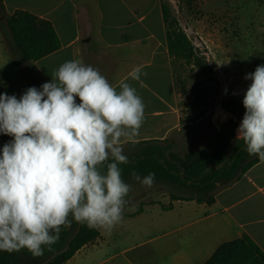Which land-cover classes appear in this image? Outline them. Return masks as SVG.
I'll list each match as a JSON object with an SVG mask.
<instances>
[{"label":"clouds","instance_id":"obj_1","mask_svg":"<svg viewBox=\"0 0 264 264\" xmlns=\"http://www.w3.org/2000/svg\"><path fill=\"white\" fill-rule=\"evenodd\" d=\"M141 75L137 67L129 78ZM244 79L250 84L236 140L264 161V64ZM118 88L73 59L39 89L0 94V134L12 138L0 148V251L41 257L73 221L107 234L123 222L131 191L124 144L136 142L146 106L132 84ZM132 176L145 187L156 181L154 172Z\"/></svg>","mask_w":264,"mask_h":264},{"label":"crops","instance_id":"obj_2","mask_svg":"<svg viewBox=\"0 0 264 264\" xmlns=\"http://www.w3.org/2000/svg\"><path fill=\"white\" fill-rule=\"evenodd\" d=\"M47 2L3 0V5L6 17L26 11L50 22L59 38L60 50L37 62L23 63L13 48L11 52L6 47L0 31V63L16 60L17 54L22 74L25 68L29 69L42 84L49 82L54 70L65 61L81 59L100 73L107 69L106 64H113V69L106 71L108 81L117 90L121 81L132 84L146 106L145 121L136 142L125 143L124 149L136 148L131 145L136 143L168 141L185 126L181 125L179 94L163 23L161 36L139 35L141 31L133 23L118 25L117 34H112L105 25L102 8L107 1L96 0L100 22L97 41L93 42L88 35L89 26L80 21L77 0H62L54 10H45ZM154 2L162 21L159 1ZM138 22L142 26L143 18ZM95 44L99 48L97 54L91 50ZM144 48L149 50L146 55ZM137 67L146 75L133 81L129 73ZM131 191L126 198L123 222L111 234L97 229L98 237L64 264H205L219 246L243 237H248L264 254V161L251 167L238 181L217 190L211 204L173 201V194L167 190L153 199L142 188L135 190V196H131Z\"/></svg>","mask_w":264,"mask_h":264},{"label":"rangeland","instance_id":"obj_3","mask_svg":"<svg viewBox=\"0 0 264 264\" xmlns=\"http://www.w3.org/2000/svg\"><path fill=\"white\" fill-rule=\"evenodd\" d=\"M77 1L80 21L83 25L89 26L88 35L96 42L100 22L96 0ZM106 1L107 3L102 4L105 25L112 34H117L120 25L133 23L137 30L141 31L139 35L161 36L162 21L154 0ZM61 2L62 0H48L45 10H54ZM165 3L178 27L190 41L195 57L206 63L210 71L209 75H201L193 65L183 62L173 64L179 108L185 126L168 138L167 145L171 146L172 152L181 157L192 151H205L210 154L214 150L215 139L223 132L228 122L230 120L236 122L238 124L236 129L240 124L237 117L223 109L224 105L238 110L237 105L242 104L243 95L250 84L244 76L253 72L258 65L264 64V0H165ZM75 16L77 18V13ZM140 18H143L142 26L138 22ZM1 32L4 44L12 52L8 31L4 29ZM91 50L95 54L99 52L96 44ZM148 52V48H144L145 55ZM106 67L112 70L114 65L106 64ZM107 69L101 74L108 79ZM24 72L22 74L17 54L16 60L11 58L5 64L0 63V94L6 92L19 98L30 87L39 89L42 83L36 74L26 68ZM194 89L205 91L206 104L195 100L198 98L193 93ZM11 139L0 134V148ZM236 149L237 140H234L230 154ZM124 151L130 161L136 159L139 148L128 147ZM124 180L131 185V196H135L136 189L142 188V192L150 194L149 199L160 197L163 191L167 190L177 197L193 196L207 200L226 184L223 181L217 182L213 192L201 193L192 188H182L158 180L152 187L141 185L133 176ZM68 230L71 234L75 232L73 227H69ZM41 262L42 259L24 258L20 264Z\"/></svg>","mask_w":264,"mask_h":264},{"label":"trees","instance_id":"obj_4","mask_svg":"<svg viewBox=\"0 0 264 264\" xmlns=\"http://www.w3.org/2000/svg\"><path fill=\"white\" fill-rule=\"evenodd\" d=\"M162 23L165 30V39L172 65L175 62H183L193 65L201 75H209L208 66L197 59L194 49L184 32L178 27L175 18L171 15L165 0H158ZM6 29L9 33L12 48L17 52L23 63L37 62L60 50L59 38L50 22L40 19L26 11H16L10 17H6L3 0H0V31ZM174 85L177 91L176 82ZM205 91L193 90L196 101L206 104ZM238 110H233L224 105V110L238 122L244 114L242 104L237 105ZM181 125H185L182 121ZM237 123L230 120L223 132L215 139L213 152L192 151L183 157L172 152L168 141L142 142L131 144L138 147L136 159L128 164L121 165L123 179L132 176L135 172L141 177L149 172H154L156 180L180 186L192 188L201 193H210L215 189L217 182L223 181L227 185L238 181L251 167L261 162L257 156H250L245 150L243 141L237 140V149L230 154V147L235 139ZM164 145L163 147L158 145ZM213 196V195H212ZM205 200L202 197H177L172 200H195L197 203L213 202V197ZM127 198V197H126ZM125 198V199H126ZM75 232L71 234L68 228L60 233L59 241L52 246V251L45 250L41 257H33L27 250L19 252L0 251V264H20L21 260L42 259L40 264H64L75 253L88 243L95 240L99 233L97 229L72 222ZM205 264H264V254L248 238L234 240L218 247L213 256Z\"/></svg>","mask_w":264,"mask_h":264}]
</instances>
